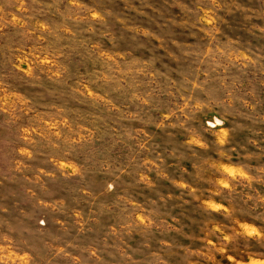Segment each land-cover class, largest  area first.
Wrapping results in <instances>:
<instances>
[{"label":"rangeland","instance_id":"rangeland-1","mask_svg":"<svg viewBox=\"0 0 264 264\" xmlns=\"http://www.w3.org/2000/svg\"><path fill=\"white\" fill-rule=\"evenodd\" d=\"M0 264H264V0H0Z\"/></svg>","mask_w":264,"mask_h":264},{"label":"trees","instance_id":"trees-1","mask_svg":"<svg viewBox=\"0 0 264 264\" xmlns=\"http://www.w3.org/2000/svg\"><path fill=\"white\" fill-rule=\"evenodd\" d=\"M213 213H215V212H213ZM249 240H251V239L249 238Z\"/></svg>","mask_w":264,"mask_h":264}]
</instances>
